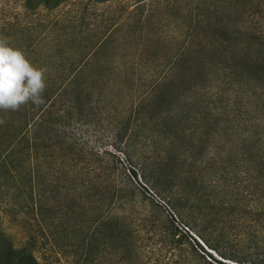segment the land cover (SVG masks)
I'll return each instance as SVG.
<instances>
[{
	"label": "rangeland",
	"instance_id": "1",
	"mask_svg": "<svg viewBox=\"0 0 264 264\" xmlns=\"http://www.w3.org/2000/svg\"><path fill=\"white\" fill-rule=\"evenodd\" d=\"M209 1L219 13L229 0H73L33 11L0 0V37L46 69V89L56 86L52 114L31 103L0 111V249L34 237L37 264H264L254 213L264 212V186L252 192L242 142L250 124L231 95L208 124L195 91L203 81L180 82L177 72L166 95L149 93ZM143 94L145 110L131 122ZM167 145L163 172L156 157ZM213 159L235 182L231 193L219 192L223 173L203 169ZM125 234L136 256L122 253Z\"/></svg>",
	"mask_w": 264,
	"mask_h": 264
},
{
	"label": "trees",
	"instance_id": "2",
	"mask_svg": "<svg viewBox=\"0 0 264 264\" xmlns=\"http://www.w3.org/2000/svg\"><path fill=\"white\" fill-rule=\"evenodd\" d=\"M20 1L26 10L33 11L38 7L51 10L62 3L73 0ZM86 1L100 3L111 0ZM133 1L136 6L145 2V0ZM225 5L221 12L216 13L214 8H211L212 3L210 1L205 2V16L199 19V16L194 15L193 20H191V23L194 24L193 26L190 24L187 41L168 59L160 76L150 81L149 93L159 92L166 95L175 81L177 72H179L177 77L180 82L188 76L203 81V84L198 85L195 91L201 92L197 103L202 105L201 119L204 123H208V120L218 119L219 105L225 101L223 95L230 94L232 104H234L233 111L238 117H244L250 124V130L242 142L247 144L248 149H250L248 172L250 173L253 192L260 189L262 185L264 186V0H229L226 1ZM199 25L202 27L201 35L195 32ZM195 38H199L197 43L193 42ZM191 74H193L192 77ZM70 80V78L63 79L66 90L71 86ZM212 84L214 85L212 86ZM224 85L226 90L222 88ZM55 93L56 86L53 83L43 93V104L39 107L31 104L32 111L41 110L44 111L45 115L52 114L50 113L53 108L51 101L55 97ZM147 97H149L148 94L146 96L143 94L133 104L129 116L131 122H136L145 110L144 105L148 100ZM159 98L161 100L163 97L159 96ZM32 111H30V115H32ZM259 145H263V147L260 148ZM168 146L162 147L161 154L156 157V163L163 172H169L170 169V160L166 159L168 158ZM252 147H255V156H253ZM258 151L261 152L260 156ZM190 166L192 169L197 168L195 162L190 163ZM209 168L211 171L215 168L223 173L219 179L221 183L219 192L231 193L235 188V182L229 177H224L228 172L221 161L213 159L211 164L203 167V169ZM127 172L135 176L133 171L127 170ZM188 172L190 171L188 170ZM181 174L183 177H187V172H181ZM179 177L181 176L179 175ZM254 213L257 215L256 224L264 230V214H262L264 212L258 214V211H254ZM33 222L37 226L40 223L37 219H34ZM0 235L4 236L1 230ZM122 237V253L126 254V258L130 251L136 256V248L130 249V246L134 245L133 238L128 234ZM34 245V237L28 238L18 248L8 244L0 249V261L11 259L13 264H37L31 250ZM216 264L225 263L216 262Z\"/></svg>",
	"mask_w": 264,
	"mask_h": 264
},
{
	"label": "clouds",
	"instance_id": "3",
	"mask_svg": "<svg viewBox=\"0 0 264 264\" xmlns=\"http://www.w3.org/2000/svg\"><path fill=\"white\" fill-rule=\"evenodd\" d=\"M46 69L37 67L25 53L0 37V111H19L31 103L39 107L44 103ZM5 119L0 117V125Z\"/></svg>",
	"mask_w": 264,
	"mask_h": 264
},
{
	"label": "built area",
	"instance_id": "4",
	"mask_svg": "<svg viewBox=\"0 0 264 264\" xmlns=\"http://www.w3.org/2000/svg\"><path fill=\"white\" fill-rule=\"evenodd\" d=\"M130 176H132L131 174H130ZM133 177V176H132ZM139 183L142 185V187L146 190V194L148 195V196H150V197H152L153 199H154V201L155 202H157V203H159V204H161V205H164L165 206V204H164V202L162 201V200H160L155 194H153V192L146 186V185H144V184H142L140 181H139ZM176 221V220H175ZM180 226L183 228V229H186L184 226H182L181 224H180Z\"/></svg>",
	"mask_w": 264,
	"mask_h": 264
}]
</instances>
